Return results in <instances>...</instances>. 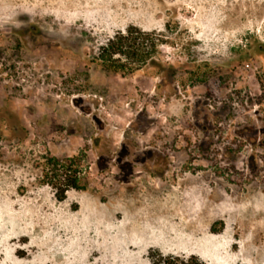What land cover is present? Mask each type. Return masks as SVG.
Returning a JSON list of instances; mask_svg holds the SVG:
<instances>
[{
  "label": "rangeland",
  "instance_id": "1",
  "mask_svg": "<svg viewBox=\"0 0 264 264\" xmlns=\"http://www.w3.org/2000/svg\"><path fill=\"white\" fill-rule=\"evenodd\" d=\"M136 28L157 49L108 70L101 46ZM248 123L264 126V0H0V264H264ZM124 142L155 167L124 165Z\"/></svg>",
  "mask_w": 264,
  "mask_h": 264
},
{
  "label": "trees",
  "instance_id": "2",
  "mask_svg": "<svg viewBox=\"0 0 264 264\" xmlns=\"http://www.w3.org/2000/svg\"><path fill=\"white\" fill-rule=\"evenodd\" d=\"M154 35L145 32L139 28L131 29L126 32H119L113 38L109 39L105 45L101 46L99 59L102 60L104 66L108 70L116 72L133 71L142 68L143 63L150 58L151 54L157 49V39ZM130 61V67L125 64ZM131 62H135L134 65ZM153 63L158 62L152 59ZM168 69L174 70L173 66H165L161 64L160 71L164 72ZM174 73V72H173ZM56 161V164L59 161ZM72 161V159H70ZM68 187L79 188L77 180L68 179ZM150 259L152 264H206V262L196 254L189 256L183 254H164L160 250L150 251Z\"/></svg>",
  "mask_w": 264,
  "mask_h": 264
},
{
  "label": "flooded vegetation",
  "instance_id": "3",
  "mask_svg": "<svg viewBox=\"0 0 264 264\" xmlns=\"http://www.w3.org/2000/svg\"><path fill=\"white\" fill-rule=\"evenodd\" d=\"M264 126L262 124H258L255 125L253 123H248L246 125H244L243 127H241L239 130H236L235 131V135L236 136H244L245 140L246 141H249V142H252L254 137H257L258 140L261 142V143H264V137L262 136V134H260V130H262ZM256 131L257 133H253V131ZM127 145L125 144V142L122 144L121 148H120V154L119 156L117 157L118 159L120 157L123 158V164H127V163H131V164H137V163H146L148 160L150 161V165L154 168L155 167V162L154 160H151L147 157V154L150 153V151H146V152H143V153H140V154H136V158H128V157H123L122 156V152L126 150V147Z\"/></svg>",
  "mask_w": 264,
  "mask_h": 264
}]
</instances>
